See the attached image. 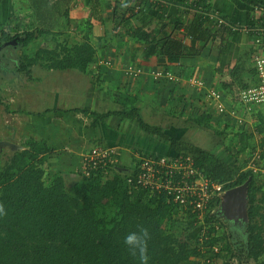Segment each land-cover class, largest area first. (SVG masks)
Returning <instances> with one entry per match:
<instances>
[{
    "label": "trees",
    "instance_id": "16d2710c",
    "mask_svg": "<svg viewBox=\"0 0 264 264\" xmlns=\"http://www.w3.org/2000/svg\"><path fill=\"white\" fill-rule=\"evenodd\" d=\"M62 1H30L34 15L28 19L26 31L4 35V42L17 38L24 47L37 37L46 40L51 35H61V31L55 32L54 29L61 18H68V9L60 10ZM90 1L94 8L103 4L107 9L111 8V0ZM238 1L252 10H258L262 13L260 20H264V0ZM124 3L126 8L133 5L136 10L146 1L126 0ZM221 17L231 22L225 16ZM123 21L127 27L131 23L129 18ZM146 24L145 20L143 26ZM211 24L209 17L196 13L186 26L187 36L205 44L218 42L220 52L224 54L232 30ZM129 28L127 34L144 52L155 44L157 59H195L204 49L203 46L196 49L188 47L167 33L159 38L153 32L143 34L139 29ZM96 51L88 40L71 44L66 40L54 49L39 48L35 52L36 57L28 58V65L34 66L45 60L47 63L41 64L47 69L75 68L86 73ZM253 53H244L231 69L230 76L240 90L257 84L251 61ZM30 70H25L29 78L32 74ZM120 103L123 106L120 111L97 114L85 109L81 113L90 115L95 121L106 122L113 118L111 129L118 132L127 122L133 123L145 136L154 140V146L168 145L171 157L191 155L196 167L212 182L222 184L225 191L249 181L246 242L243 241L237 246L239 249H235L231 241L234 235H227L217 215H212L220 203L219 197L212 200L205 216L206 224L217 222L219 229L210 227L209 232L202 235V240L199 237L195 240L179 237L174 228L184 222L187 232L194 231L198 226L195 215L182 212L171 196L152 193L137 186L139 162L133 169L118 163L107 175L98 172L85 178L78 174L79 179L69 189L61 172L54 174L47 184V165L54 149L31 139L25 149L15 151L5 164L0 152V264H230L228 258L237 257V252H241L247 261L264 264V183H261L264 171V113L255 110L260 104L248 106L250 115L259 119L255 133L262 136L260 141L254 143V132L242 131L237 135L240 141L237 152L227 148L229 157L233 159L229 163L216 152L190 143L182 135L173 137L164 127L147 123L135 97L121 96ZM203 107V112L186 118L188 127L213 128L214 112L206 105ZM181 117L184 118V114ZM218 121L224 122L222 119ZM225 132H215V135L224 137ZM221 141L224 143L223 139ZM243 154L247 158L242 159ZM161 155L164 154L158 157ZM254 155L260 160L255 159V166L248 168ZM129 179H133L132 184ZM181 215L184 217L179 220ZM133 233L142 237V251L125 243V237Z\"/></svg>",
    "mask_w": 264,
    "mask_h": 264
},
{
    "label": "crops",
    "instance_id": "0c3cea01",
    "mask_svg": "<svg viewBox=\"0 0 264 264\" xmlns=\"http://www.w3.org/2000/svg\"><path fill=\"white\" fill-rule=\"evenodd\" d=\"M30 1L34 0H0V47L6 43L2 39L4 35L16 33L23 23L28 24L33 18ZM145 1L142 7L134 10L133 5L131 8H126L124 3L126 0H111L109 9L104 4L94 8L90 0H64L60 10L63 12L68 9V18H61L54 29L55 32L61 31L62 34L56 37L51 35L46 40L42 37L40 39L41 42H51L50 45L54 43L51 48L54 49L66 40L70 44L78 42L74 39L70 40L71 37H75L79 38V42L90 41L97 50L86 73L75 68L47 69L38 64L34 66L31 77L25 82L28 87L33 83L40 88L45 85L53 94L56 95L57 91L61 95L55 98L58 100L54 106H43L37 112L30 114V119L25 118L32 124L31 131L38 136L37 139L30 137L32 140L53 148L54 153L51 157L54 154L57 157L61 155L65 157L68 169L61 171L65 179L78 176L83 155L100 143L118 150L121 165L131 160L136 161V158L144 155L172 156L169 155L171 150L168 145L154 146V140L145 136L146 134L131 122L124 124L122 131L118 132L111 129L113 118H109L106 122L95 121L90 115L81 113V110L85 109L97 114L120 111L123 109L120 103L121 96L135 97L143 119L151 125L164 127L173 137L181 134L184 129L175 126L172 120L180 119L181 114L185 115L187 109H200L203 105L213 109L214 103L207 98L209 90H216L220 95L222 91L228 94L225 102L231 107L230 119L233 120L237 113L243 119L242 122L236 121L237 125H245L253 115H250L248 109L242 112L239 108L242 105L236 92L239 88L233 82L230 72L238 58L246 52L255 51L251 36L244 31V28L259 24L256 18L260 14L238 0ZM209 11L219 12L238 28L232 29L233 34L228 38V48L224 54L220 52L218 42L205 44L187 36L186 26L194 15L200 13L205 17ZM128 18L131 23L127 27L123 25V20ZM145 20L147 24L143 26ZM129 27L139 29L143 34L153 32L158 37L167 33L171 38L181 40L188 47L196 49L203 46L204 49L195 59H157L155 44L144 52L127 34ZM13 40L15 39L11 41ZM128 67L139 68L142 75L138 77L127 75ZM156 71L171 72L176 80H167L163 77L159 82H155L152 73ZM192 78L203 81L205 88L197 92L198 89L187 83V80ZM63 82L68 86L60 90L59 85ZM230 84L231 87H227ZM23 96L24 94L17 97V100L20 99L17 103L16 99L11 100L8 106L18 103L19 106ZM195 97L202 101L199 100L197 103ZM35 106H39L37 101ZM171 106L184 108L175 113L171 111ZM259 111L256 109V112ZM7 112L10 117L13 114L20 116L18 113L20 111L17 110H7ZM215 116L219 115L215 112ZM153 118L165 125L153 123ZM166 121L169 124L166 125ZM89 141L95 142L89 147ZM50 160L49 163L52 162Z\"/></svg>",
    "mask_w": 264,
    "mask_h": 264
},
{
    "label": "rangeland",
    "instance_id": "374dc122",
    "mask_svg": "<svg viewBox=\"0 0 264 264\" xmlns=\"http://www.w3.org/2000/svg\"><path fill=\"white\" fill-rule=\"evenodd\" d=\"M22 23H23V21H22ZM26 28H27V23H25V24L23 23V26L21 28H19L16 32H20V34H23L26 31ZM40 39H41V37H39V38L37 37V39L35 41H33L32 43H30L29 45L24 46V47L18 46L17 48H11V49H10V47H8V50L11 52L10 53L11 57L8 58L10 60H9L8 64H6V66L8 65V71L9 72L7 74H4V71L0 72V90H1L0 98L2 100V102H0V141L11 142L15 145L21 146L22 148L27 147V144L31 138H34V137H35V139L38 138V136L33 133L34 131L33 132L31 131L32 124H30L28 122V119H30V114L32 115L33 113L37 112V110H39L43 106H50V105L54 106V104L58 100V99L56 100L55 98L56 97L59 98L61 96L57 93V91H56V95L53 94L51 92V90H49V88L45 85H42V87L40 88L35 83H33L34 81L32 82L33 85L30 87H28V84L25 83L28 81V78H29L28 76H26L27 75L25 73L26 69H28V68L31 69L30 72L32 73L34 66L41 64V63H47V61H45V60L44 61L40 60L39 61L40 63H38V64L36 63V65H34V66H29L28 65V58L36 57L35 52L39 48L47 47V48L51 49L52 46L54 45V43H52V45H50L51 42L47 43V41L41 42ZM73 39H74V41L76 40L79 42V38H77V39L75 37L70 38L71 41ZM37 41H39V42H37ZM81 42H83V40H81ZM9 51H7V52H9ZM6 60H7V58H6ZM1 63H3V62H1ZM22 69H24V70H22ZM11 71L13 72V74L12 73L10 74ZM17 76H18V78H16ZM59 86H60V90H61L62 88L67 87L68 84L63 82ZM197 92H199V91H197ZM236 92H238V95H239L241 91H240V89H237ZM200 93H202V92H200ZM23 94H24V96L22 97L23 98L22 103L19 106H18L19 103L18 104H12V105L8 106L9 102H11V100L15 101V99H16V103H17V101L20 100V99L17 100V97H19V95H23ZM63 94H64V92L62 91V95ZM221 94H222L221 97L223 98V99H221V101L223 102V104H225V106H224L225 112L220 113V112L216 111V108H214V107H213V109L211 108L212 110H214L213 111L214 113L216 112V114L219 115V116L214 117L213 123H212L213 128L211 130L203 129V128L198 127V126L188 127L189 125L187 123L185 124L187 117L195 116V115L199 114L200 112H203L204 107L203 108L198 107L200 109L189 108L185 112L184 118H182L183 117L182 116L181 120L180 119H173L172 123L175 126H179L182 129L188 128L187 130H185V132L182 131L183 134L181 133L178 135H182V137L187 139L190 143H193V144H195L201 148L216 152L219 156H222V158L225 162L230 163V162H233V159L229 157L230 153L228 152L227 148H231L233 152H237L238 147H239V142H240L238 137H237L238 134H240L242 131L254 132V134H255V142L254 143H256V144L260 141V138L262 136L257 135L255 133V125L258 124V121H259V119L257 118L256 115H252V117H250L251 120L249 119L248 123H245V125H243V126L237 125L236 121H238V122H240V120L243 121L242 117L238 116V113H237V115H235V118L233 120L230 119L231 112H232L231 107L227 106V104L225 102V98L228 97V94L223 92V91L221 92ZM238 95H237V97H238ZM195 98L197 99L196 100L197 103L199 102V100H201L197 97H195ZM36 101H37L39 106H35ZM260 105L262 107H257V109L264 113V103L260 104ZM260 105H257V106H260ZM7 107H8V109H7ZM182 108H184V107L179 106V108H176V106H171V111H175V113H177L178 110L180 109V111H181ZM239 108L241 109L242 112H244L245 109H247L246 106H242V105L239 106ZM7 110L20 111V112H18L20 116L13 114L12 117H10L8 115ZM220 115H222V116H220ZM236 116L238 117L239 120H237ZM25 117L28 119H26ZM18 118H19V120H18ZM218 119H222V120H224V122H219ZM167 121H166V125L169 124V122H167ZM152 122L153 123H161L160 121H157V119H155V118H153ZM161 124L165 125V124H163V122ZM223 130H226L224 137L215 135V132H221ZM221 139L224 140V143H223V141H221ZM94 142L95 141H91V142L89 141V147L92 144H94ZM99 145L104 146L103 143H100ZM57 151H59V150H57ZM260 151L262 152V149H260ZM0 152H1V159H2L3 164L8 162V160L13 156V153H14L12 151V149L7 148V147L1 148ZM61 153H63V152H60V154ZM122 153L124 154V151ZM64 158L65 157H63L62 155L60 157H57V156H55V154L51 157L50 161H52V162H50L47 165V172L49 174L48 179L46 180L47 184L50 183L51 178L53 177L54 174H56V172H58V171L61 172L64 169H68V167L66 166V161ZM245 158H247V156H246V154H243L242 159H245ZM239 159L241 160V157ZM255 159H259V158L256 155H254L253 160L249 163L250 166L248 168H252L255 166L254 165ZM136 160H138V159L136 158ZM240 162H242V161H240ZM52 163H53V165H52ZM124 165H125V167H127V169H133L135 166V161L131 160L129 163H126ZM255 169H256V167H255ZM78 176H74L71 179H65L66 186L68 189L71 188L72 185L79 179ZM262 176L263 177L261 178L262 179L261 183H264V171L262 172ZM261 195H262V193L259 192V196H261ZM182 217H184V216H182V215L178 216V219L180 220V218H182ZM218 221H220V223L225 226L224 231H226L227 235L233 234L231 232L228 224L221 217L218 218ZM197 225L198 226L196 227V229L194 231L187 232L186 223L183 222L174 228V232L176 234H178V236L181 238L185 237L189 240H195L199 237L201 239L203 231H202V228L200 227V225L199 224H197ZM214 226H217V222H213L212 224H207L206 227L207 228H209V227L213 228ZM209 230L210 229H207L205 231V233L209 232ZM231 241L236 242V243H242L243 239L241 236H239V234H237L236 238L234 237ZM233 242H232V244H233ZM228 260H229L230 264H255V262H253V261L245 260L242 256H240V257L237 256L236 258H231V259L228 258Z\"/></svg>",
    "mask_w": 264,
    "mask_h": 264
},
{
    "label": "built area",
    "instance_id": "2783aa9c",
    "mask_svg": "<svg viewBox=\"0 0 264 264\" xmlns=\"http://www.w3.org/2000/svg\"><path fill=\"white\" fill-rule=\"evenodd\" d=\"M260 14L256 18L259 24L251 25L244 28V31L251 36L252 45L256 48L252 55V63L256 72L257 84L240 90L238 99L240 103L251 111L250 104L264 103V20H260L261 14L258 10H254ZM205 17H209L212 24L217 28L238 29L231 22L223 19L219 12H208ZM261 23V24H260ZM127 75L138 77L142 75V71L138 68L128 67ZM165 77L167 80H176L171 72L156 71L152 73V78L157 81ZM187 83L198 91H202L205 86L204 82L199 79H188ZM207 98L214 103V108L220 113L225 112L224 105L221 102V95L216 90H209ZM242 122V120H240ZM119 152L115 147L95 146L83 155L78 174L85 178H90L95 173L107 175L111 168L119 163ZM136 163L139 162L136 176V185L144 189H149L152 193H164L173 198V202L179 206L184 212H190L195 215L197 224L203 231V236L207 224L205 216L208 206L212 200L218 198L225 192L222 184L212 182L207 178L201 170L196 167L195 161L191 155L174 156V157H138ZM132 184L133 179H129ZM215 230L219 226L213 227ZM203 238H201L202 240Z\"/></svg>",
    "mask_w": 264,
    "mask_h": 264
},
{
    "label": "water",
    "instance_id": "95a60500",
    "mask_svg": "<svg viewBox=\"0 0 264 264\" xmlns=\"http://www.w3.org/2000/svg\"><path fill=\"white\" fill-rule=\"evenodd\" d=\"M17 41L18 40L16 39L11 42H6L3 46H1L0 51L9 45L16 47V44L18 43ZM0 66L4 68V63H0ZM4 147L12 149L13 152L19 150L22 151L23 149H25L11 142L0 141V148ZM248 186L249 181L245 182L241 186L226 190L225 192L221 193L219 195L220 203L212 211V215L216 214L217 218L221 217L228 224L231 232H236L237 234H239V236H241L243 241L245 242L247 238V229L249 223Z\"/></svg>",
    "mask_w": 264,
    "mask_h": 264
},
{
    "label": "flooded vegetation",
    "instance_id": "af4514ba",
    "mask_svg": "<svg viewBox=\"0 0 264 264\" xmlns=\"http://www.w3.org/2000/svg\"><path fill=\"white\" fill-rule=\"evenodd\" d=\"M18 40V39H17ZM14 41V40H13ZM9 42H11V41H9ZM18 43L16 44V47L15 46H12V45H9V46H7V47H10V49L11 48H17L18 46H20V42H19V40L17 41ZM7 47H5V48H3L1 51H0V63L1 62H3L4 63V68H2L1 66V68H0V72L1 71H4V74H7L9 71H8V65L6 66V64H8V62H9V60L10 59H8L9 57H11V55H10V51L8 50V48ZM1 48V47H0ZM7 51H9V52H7ZM6 58H7V60H6ZM7 67V68H6ZM11 73H13L12 71H11ZM233 235H234V237L236 238V235H237V233L236 232H234L233 233ZM233 242V241H232ZM233 244H235V249H239V248H236L237 246H239L240 245V243H236V242H233ZM241 249V248H240ZM236 256H238V257H240V256H242L241 255V252H237L236 253ZM243 257V256H242ZM236 258V257H235ZM244 258V257H243ZM242 260V259H241Z\"/></svg>",
    "mask_w": 264,
    "mask_h": 264
},
{
    "label": "clouds",
    "instance_id": "9594fccd",
    "mask_svg": "<svg viewBox=\"0 0 264 264\" xmlns=\"http://www.w3.org/2000/svg\"><path fill=\"white\" fill-rule=\"evenodd\" d=\"M125 243L130 247L143 250V239L142 237L138 236L137 234H129L125 237Z\"/></svg>",
    "mask_w": 264,
    "mask_h": 264
}]
</instances>
